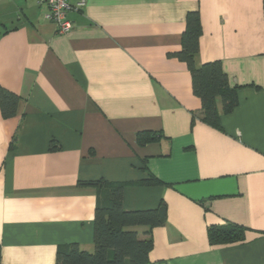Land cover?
<instances>
[{"label": "crops", "instance_id": "1", "mask_svg": "<svg viewBox=\"0 0 264 264\" xmlns=\"http://www.w3.org/2000/svg\"><path fill=\"white\" fill-rule=\"evenodd\" d=\"M189 12L194 64L220 61L236 87L217 127L173 55ZM45 13L0 0V88L19 97L14 116L0 107V264L91 252L97 192L78 183L98 180L125 183L124 211L165 205L151 264H264V0H85L64 34ZM140 132L161 137L139 145ZM226 224L243 241L211 245L209 227Z\"/></svg>", "mask_w": 264, "mask_h": 264}, {"label": "trees", "instance_id": "2", "mask_svg": "<svg viewBox=\"0 0 264 264\" xmlns=\"http://www.w3.org/2000/svg\"><path fill=\"white\" fill-rule=\"evenodd\" d=\"M201 28L196 12H189L185 19L180 50L173 53L184 61L191 77L193 94L201 102L202 119L213 127L218 126L217 101L222 112L229 113L237 103L236 87L230 86L220 61H211L199 66L194 64V55L199 48ZM19 97L0 88V107L4 117L17 112ZM137 143L145 145L160 139L161 134L151 132L137 133ZM13 149L12 145L10 147ZM52 142L50 150H56ZM146 184H158L151 177ZM79 187L96 189L97 201L93 218V250L84 251L75 243L57 250L55 264H151L148 255L153 243L149 231L163 225L166 221V208L161 204L156 209L144 211H124L122 209V190L125 183L98 181L79 182ZM148 228L147 236L140 238L134 228ZM245 228L234 224L212 225L208 229L211 245H226L243 241ZM1 259V257H0Z\"/></svg>", "mask_w": 264, "mask_h": 264}, {"label": "built area", "instance_id": "3", "mask_svg": "<svg viewBox=\"0 0 264 264\" xmlns=\"http://www.w3.org/2000/svg\"><path fill=\"white\" fill-rule=\"evenodd\" d=\"M38 4L46 7L44 20L56 27L57 33L64 34L71 29L67 19L70 10H79L85 5V0H76L72 5L71 0H37Z\"/></svg>", "mask_w": 264, "mask_h": 264}]
</instances>
